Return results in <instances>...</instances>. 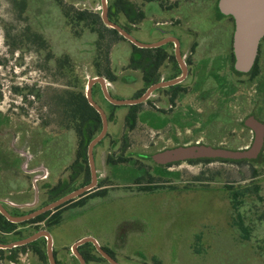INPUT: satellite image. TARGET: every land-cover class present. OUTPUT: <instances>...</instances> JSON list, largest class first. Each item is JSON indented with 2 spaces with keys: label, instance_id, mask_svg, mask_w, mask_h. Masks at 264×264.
Listing matches in <instances>:
<instances>
[{
  "label": "rangeland",
  "instance_id": "rangeland-1",
  "mask_svg": "<svg viewBox=\"0 0 264 264\" xmlns=\"http://www.w3.org/2000/svg\"><path fill=\"white\" fill-rule=\"evenodd\" d=\"M20 1L0 0V201L30 211L47 204L48 188L69 180L72 173L77 137L65 130L60 96L82 89L86 93L89 80L98 72L124 68L130 47L108 36L99 46L93 25L68 24L66 10L71 9L102 18V0H64L65 5L27 0L26 13L21 12ZM34 33L43 35L48 46L35 43ZM66 60L70 71L59 66ZM234 65L231 61L223 69L210 70L226 84L224 122H206V115L216 111L221 92L208 77L204 89L191 98L193 110L204 117H198L190 129L177 128V140L164 145L201 143L229 150L252 146L253 134L243 122L256 114L264 123V53L256 81L236 74ZM135 77L124 69V99L137 95L135 84L127 85ZM19 88L39 94V99L29 97L23 102L16 93ZM92 97L101 104L98 87ZM128 111L126 107L118 110L119 122L110 125L106 144L97 149L96 166L102 177H110L107 145L127 133L123 116ZM158 137L147 124H140L129 134L128 152L152 156L163 146ZM144 164L132 161L115 170L119 175L113 183L124 190L111 189L107 199H88L82 207L64 209L57 227L40 226L52 232L62 264H78L72 248L86 237L97 240L119 264H264V155L254 164L242 165L184 163L167 169ZM147 172L157 184L143 183L154 188L151 192L135 184ZM66 185L70 188L74 182ZM245 191L236 205L232 193ZM35 228L23 227L22 232L28 235ZM19 262L46 264L31 252L20 255ZM0 264L10 263L0 259Z\"/></svg>",
  "mask_w": 264,
  "mask_h": 264
},
{
  "label": "flooded vegetation",
  "instance_id": "flooded-vegetation-1",
  "mask_svg": "<svg viewBox=\"0 0 264 264\" xmlns=\"http://www.w3.org/2000/svg\"><path fill=\"white\" fill-rule=\"evenodd\" d=\"M106 2L109 18V0H107ZM219 3L220 0H124V19L121 20L122 25H124V29L115 22H112L109 18V20L113 24L122 28L128 35L135 39L140 44V46L134 44L132 41L124 37V43H126L130 47V49L127 48V50L125 51V67L121 70L114 68L116 70V73L114 69H108L105 73L98 72L95 78H103L105 80L106 92L113 100L116 101L140 99L153 89V92L143 103L134 106H139L138 124H147V127L150 128L155 133V135H159V143H161V145L163 146H161V148H159L156 153L171 149L164 144L165 141L177 140V128H181L183 130L190 129L193 122H198V117H204L202 114L203 112H196L193 110L191 98L193 94L199 93L204 89L203 87L205 86L208 77L215 80L214 82L216 84V87L217 89L219 88L221 92L219 97L217 98L218 100L215 105L216 111L210 112L208 115H206V122L210 121L212 123L214 122L213 120H216L217 123L224 122L225 108L223 106V100H225L224 91L226 84L224 78L221 79L218 76L215 77L210 73V70L222 68L224 64H228L233 61V58L235 57L234 36L236 31V23L232 16H227L222 13L219 7ZM263 53L264 38L261 41L259 55L256 61V63H258V72L255 73V69L253 68L249 74H244L249 75L252 81H256L261 74L260 61ZM124 69L127 73L136 74V77L131 78L130 82L128 81L129 83H127V85L135 84L138 89L137 95L131 99H124L121 94L124 90ZM218 74H220V72ZM97 87L99 88L102 102L100 104L95 101L94 98L93 100L103 109L108 119V132L106 136L95 147L93 153L97 185L92 190L85 192L84 194L76 197L73 200H70L59 208L70 202H73L72 204H74L71 207H82V205H84L88 199H107L109 197V192L111 189L120 188L121 190H124V186L117 188L113 183L114 179H117L116 177L119 175L115 170L124 169V165L129 164L132 161H138L140 165H142V167L146 162H151L155 166L164 167L167 169H170L173 166H180L170 164L173 166L168 168L169 165H157L152 160V156L154 154L152 156H149L145 153L137 152L136 155L133 156L132 153L128 152V150L130 149L129 134L131 133L127 130V133L124 134L123 132L122 134H120L121 136L118 139H111L107 145L109 147V151H107L105 163L110 168V177H102L101 175H99L96 166L97 149L106 144V141L109 138L110 125L114 122H119V119L117 118L118 110H122L124 109V107L129 109V107L132 106H118L111 103L106 97L104 88L100 83L94 85L92 94ZM112 95H114L115 97H113ZM204 98L205 96H202L199 99ZM128 113L125 115V117L123 116V124L124 121L126 124V117ZM251 117L256 118L261 123L263 122L258 118L256 114H251L246 118V120H244L243 127L247 129L250 134H253L254 139V133L246 126V121ZM75 136L77 137V146L75 150V160L72 166L76 162H78L79 158V138L76 133ZM126 137H128L127 143L129 147L124 150ZM124 155H131V158L133 160H131V162L124 163ZM177 164L182 165L184 163ZM72 166V173L69 180H61L56 186L48 188L46 195L50 198V201L47 204L30 211H27L26 208L17 207L14 204H8L5 201H0V205L11 217L22 218L32 215L64 197H67L72 193L90 186L93 182V175L90 167L89 154V168H82L79 164L78 167L74 170ZM145 181L150 182L148 180H135V182ZM66 182H74V185L69 188L66 185ZM58 186L62 187L61 196L60 198H53V190H55V188H58ZM57 209L49 212H54ZM0 214L7 221H9L1 212ZM31 220L22 223L9 222L12 224L20 225L17 231L22 232L23 227H28L22 226V224L30 222ZM41 231L45 230L41 228ZM24 233L26 232H22L23 235ZM50 233L52 234V232ZM15 238V232L8 234L0 232L1 240L15 241ZM0 244L2 243L0 242ZM98 244L103 249L99 242ZM85 245H90L92 248L97 250V247L94 243L90 242L82 246ZM82 246H80L79 248H81ZM110 257H112L116 261L115 257ZM54 258L56 264L57 261L59 262V264H62V262H60V260L58 259L57 254L56 257L54 254ZM106 262L108 263L107 260ZM77 263L81 264L78 259Z\"/></svg>",
  "mask_w": 264,
  "mask_h": 264
},
{
  "label": "water",
  "instance_id": "water-1",
  "mask_svg": "<svg viewBox=\"0 0 264 264\" xmlns=\"http://www.w3.org/2000/svg\"><path fill=\"white\" fill-rule=\"evenodd\" d=\"M107 0H103L104 12L102 19L106 26L117 30L120 35L132 41L134 44H140L128 35L122 28L113 24L108 18ZM220 10L224 15L232 16L236 23V31L234 36V55H235V70L241 74H249L254 68L261 45L264 38V0H220ZM100 83L105 91L109 101L118 106H134L143 103L148 96L153 92L150 90L143 98L136 100L116 101L113 100L105 88V80L103 78L91 79L88 82L86 97L89 104L101 115L103 121V130L100 135L95 138L89 145V161L93 175V182L90 186L83 188L71 195L64 197L57 202L43 208L42 210L22 218L11 217L0 205V212L12 223H22L34 219L49 211L55 210L63 204L75 199L76 197L92 190L97 185L96 169L94 162V149L98 143L106 136L108 132V119L103 109L93 100L92 90L95 84ZM246 126L254 133V141L251 147L240 150H229L226 148H215L204 144L185 145L167 149L158 152L152 156L155 164L166 166L170 164L185 163L197 160H230V161H253L258 159L264 149V124L256 118L251 117L246 121ZM40 238L47 240V255L50 264H56L54 258V241L51 234L47 231H41L35 235L18 242L11 244H0V250H12L18 247L26 246L37 241ZM94 243L97 251L108 261L109 264H119L110 257L93 238H84L74 244L72 248L73 255L80 261L81 264H86L85 260L79 253V247L86 243Z\"/></svg>",
  "mask_w": 264,
  "mask_h": 264
},
{
  "label": "trees",
  "instance_id": "trees-1",
  "mask_svg": "<svg viewBox=\"0 0 264 264\" xmlns=\"http://www.w3.org/2000/svg\"><path fill=\"white\" fill-rule=\"evenodd\" d=\"M55 2L59 3V5H65L64 0H54ZM19 7L21 9L22 13H26L28 10V1L27 0H21L19 2ZM66 19L68 24L70 25H76L79 26H85L88 27L89 25H93L94 27L92 30H94L100 39L99 46H101V43L106 40L107 36L112 39V41L119 42V41H125L124 37H122L116 30L110 29L103 23L101 17L98 14L90 13L87 10L77 11L75 9L66 10ZM109 18L112 22H115L119 26H121L124 29V25H122L121 20L124 19V0H109ZM34 42L39 44L40 46H48L47 41L44 39L43 35L39 33L33 34ZM233 62L235 63V57L233 58ZM60 68L65 69L68 68L70 71V63L68 61H60L59 63ZM68 66V67H67ZM255 73L258 72V63H256L255 67ZM233 70L238 75H244L241 73H238L235 71L234 67ZM16 93L21 97L23 102H27L29 97L32 98H38L39 94L35 92H29L24 93L22 89H17ZM61 110H62V116H63V125L65 127V130H71L74 131L79 138V158L78 162H76L72 168L75 170L78 165L80 164L82 168H89L88 166V146L90 143L99 136V134L102 131V119L100 115L96 112V110L90 106L88 103V100L86 98V93L84 90H80L78 92H71L66 91L64 94L60 96V103H59ZM138 110L139 106H132L129 107V113L126 117V127L127 130L132 133L134 132L138 127ZM66 134V133H65ZM58 139V138H57ZM128 137L125 139V148L126 150L128 146ZM264 155V150L258 157V159L249 161V160H243V161H230V160H197V161H189L187 164L189 165H196V164H212V163H223V164H254L259 159H261ZM133 160L131 156H125L124 155V163L131 162ZM173 165H181V164H173ZM173 165H169L168 168L172 167ZM144 167V166H143ZM89 170V169H88ZM140 180H148L150 182L149 185H157L154 184V177L152 174L147 172L146 176L139 178ZM144 182H135L136 185H140V189L143 192H151L154 190V188H151V186H144ZM256 191H258V187L255 188ZM62 187L58 186V188H55L53 190L54 196L53 198H60ZM247 191L239 193V192H233L232 193V200L236 203V205L240 204L239 197L246 195ZM73 202H70L66 205H64L61 208H58L54 212H48L42 216H39L38 218L31 220L30 222H26L22 224V226H36L33 231H31L28 235H23L22 232H18V228L20 225L12 224L9 221H7L1 214H0V232L2 233H16L15 241H6L1 240L0 242L2 244H9L11 242L21 241L25 240L36 233L41 231L40 226L42 224H46L48 228H54L61 224V212L64 209H67L68 207L73 206ZM79 251L83 258L85 259L87 264H103L107 263L106 260L97 252L96 249L92 248L90 245H85L79 248ZM28 252H31L32 254L38 256L40 260H42L44 263L48 264V257H47V242L44 238L39 239L36 242H33L31 244H28L23 247H18L12 250H0V259L2 261H6L10 264H19V257L22 254H27ZM56 257V252H54ZM57 260V258H56ZM57 264L59 262L57 261Z\"/></svg>",
  "mask_w": 264,
  "mask_h": 264
}]
</instances>
